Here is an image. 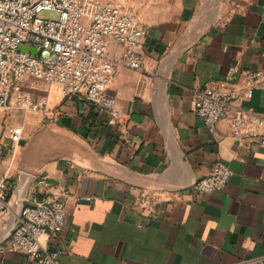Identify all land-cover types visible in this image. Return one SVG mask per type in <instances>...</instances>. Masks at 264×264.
Masks as SVG:
<instances>
[{"label": "crops", "instance_id": "0c3cea01", "mask_svg": "<svg viewBox=\"0 0 264 264\" xmlns=\"http://www.w3.org/2000/svg\"><path fill=\"white\" fill-rule=\"evenodd\" d=\"M99 1L145 30L142 70L122 68L108 87L115 126L57 84L23 79V92L47 108L23 110L12 99L0 113V177L9 186L0 264H28L8 249L9 233L20 210L43 198L65 203L62 233L42 237L60 264H260L264 147L239 144L224 121L209 130L192 91L230 66L264 70V0ZM247 105L264 117V92ZM11 129L21 130L19 142ZM216 161L232 172L225 188L194 190Z\"/></svg>", "mask_w": 264, "mask_h": 264}, {"label": "built area", "instance_id": "2783aa9c", "mask_svg": "<svg viewBox=\"0 0 264 264\" xmlns=\"http://www.w3.org/2000/svg\"><path fill=\"white\" fill-rule=\"evenodd\" d=\"M45 9L58 17L39 18ZM145 34L119 7L99 0H0V113L9 111L12 99L23 110H46V98L33 100L23 92V79L32 77L57 84L65 98L79 96L115 126L117 104L107 90L120 69L142 70L138 50ZM256 91L264 92V70L230 66L222 80L192 91V110L209 130L224 121L239 144L256 139L264 147V117L247 105ZM10 136L19 142L21 130L11 129ZM231 176L216 161L192 187L201 194L222 191ZM8 191L6 178L0 177V216L8 208ZM65 215L61 199L43 198L23 207L9 233L8 249L25 255L28 264H60L59 252L42 237L61 234Z\"/></svg>", "mask_w": 264, "mask_h": 264}, {"label": "rangeland", "instance_id": "374dc122", "mask_svg": "<svg viewBox=\"0 0 264 264\" xmlns=\"http://www.w3.org/2000/svg\"><path fill=\"white\" fill-rule=\"evenodd\" d=\"M37 16L41 19H50V18H57L58 13L52 10H41L38 12Z\"/></svg>", "mask_w": 264, "mask_h": 264}, {"label": "water", "instance_id": "95a60500", "mask_svg": "<svg viewBox=\"0 0 264 264\" xmlns=\"http://www.w3.org/2000/svg\"><path fill=\"white\" fill-rule=\"evenodd\" d=\"M21 50H24V49H26V48H24V47H21L20 48ZM28 51H30L33 55H35L36 54V50L35 49H33V48H28L27 49Z\"/></svg>", "mask_w": 264, "mask_h": 264}]
</instances>
